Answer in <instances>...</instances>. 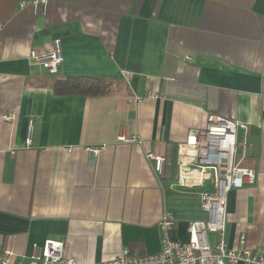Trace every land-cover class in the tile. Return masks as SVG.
<instances>
[{"label": "crops", "instance_id": "0c3cea01", "mask_svg": "<svg viewBox=\"0 0 264 264\" xmlns=\"http://www.w3.org/2000/svg\"><path fill=\"white\" fill-rule=\"evenodd\" d=\"M24 1L0 0V254L12 247V264H34L47 240L81 264L155 254L165 213L169 237L188 241L189 222L207 217L206 188L177 185L178 147L210 114L247 126L243 165L257 174L228 195L227 246L243 234L264 249V0ZM56 38L64 61L52 74L29 56ZM66 77H120L124 88L56 95ZM123 128L138 140L119 141ZM150 152L166 156L164 176Z\"/></svg>", "mask_w": 264, "mask_h": 264}, {"label": "built area", "instance_id": "2783aa9c", "mask_svg": "<svg viewBox=\"0 0 264 264\" xmlns=\"http://www.w3.org/2000/svg\"><path fill=\"white\" fill-rule=\"evenodd\" d=\"M49 2L50 0H27L22 2V5L31 4L35 9L39 6L47 8ZM29 59L40 64L49 73H58L64 61L62 40L54 39L52 50L47 53L32 51ZM122 75L127 81L131 78L129 73ZM133 99L140 102L143 98L134 94ZM14 117L13 112L4 116L6 120H13ZM246 132L247 126L238 120L210 114L206 127L192 128L187 142L179 145L177 185L187 189L206 188L200 196L201 208L207 217L204 220L189 222L188 241H175L169 237L168 229L173 221L170 214L165 213L160 222L163 240L159 252L137 256L124 249L114 259L91 264H264V249L247 248L245 235L240 236L236 249L228 248L225 240L229 193L246 185H253L257 181L255 169L243 165L249 149ZM32 134L33 126L30 123L27 146L32 143ZM118 140L135 142L138 137L129 135L123 128ZM105 148V144L95 145L87 147L86 151L98 155ZM147 157L153 161L156 175L164 176L166 156L160 152H150ZM209 182H212V186L208 187L206 184ZM211 232L218 234L215 246L209 239ZM34 249V264H81L75 257L67 255L65 244L57 240H47L42 247L34 245ZM13 255V248L6 247L3 254H0V264H12Z\"/></svg>", "mask_w": 264, "mask_h": 264}, {"label": "trees", "instance_id": "16d2710c", "mask_svg": "<svg viewBox=\"0 0 264 264\" xmlns=\"http://www.w3.org/2000/svg\"><path fill=\"white\" fill-rule=\"evenodd\" d=\"M124 88L120 77H66L53 84L56 95L101 96L118 92Z\"/></svg>", "mask_w": 264, "mask_h": 264}, {"label": "rangeland", "instance_id": "374dc122", "mask_svg": "<svg viewBox=\"0 0 264 264\" xmlns=\"http://www.w3.org/2000/svg\"><path fill=\"white\" fill-rule=\"evenodd\" d=\"M208 185V184H207Z\"/></svg>", "mask_w": 264, "mask_h": 264}]
</instances>
